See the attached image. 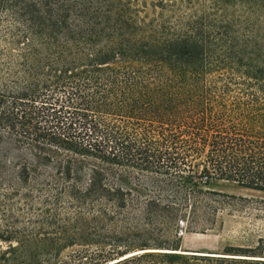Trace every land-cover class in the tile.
I'll return each mask as SVG.
<instances>
[{"label": "trees", "instance_id": "1", "mask_svg": "<svg viewBox=\"0 0 264 264\" xmlns=\"http://www.w3.org/2000/svg\"><path fill=\"white\" fill-rule=\"evenodd\" d=\"M0 137L20 153L13 173L29 211L0 234V264H264L257 248L177 252L187 208L203 203L210 221L218 196L264 203L203 189L264 192V0H0ZM75 158L98 164L85 186L73 182ZM99 165L173 177L185 193L133 207ZM143 214L170 238L130 240ZM74 245L96 248L59 259Z\"/></svg>", "mask_w": 264, "mask_h": 264}, {"label": "rangeland", "instance_id": "2", "mask_svg": "<svg viewBox=\"0 0 264 264\" xmlns=\"http://www.w3.org/2000/svg\"><path fill=\"white\" fill-rule=\"evenodd\" d=\"M19 155L20 153L15 149V145L11 141H6L5 137H0V170L7 171L5 177L0 176V234L2 235H7L12 230V227L18 228L20 223H25L27 219L26 212H29L25 209L20 211L23 207L20 204L21 190L17 189L13 173L16 163L21 162L18 159ZM93 165L98 164L91 159L75 158L72 164L73 182L85 186L88 181L89 167ZM99 166L102 168L109 183L115 187L122 188L124 191H130L128 197L131 204L134 205L133 207H135V203L152 195L153 192L163 195L162 199L166 197L174 199L173 201L180 200L185 193L184 188L173 177L146 175L117 165ZM197 169H200L199 165L194 168L195 171ZM196 181L198 182V180ZM213 185H217L220 190L231 189L238 193H243L242 195H230L247 197L251 200H264V192L262 191L246 189L237 184L219 180H210L208 187H203V189L212 190L211 187ZM216 198L223 202L220 205V211L217 216L215 218L212 216L210 221H205L204 218L200 217L199 212L203 209V203H198L201 209L195 215L189 216L190 213L187 208L182 218L187 220L186 222L192 226L194 232L183 231L187 224L183 220L178 221L177 230L181 238L180 250H200L205 247H212V252H222L225 246L231 245L233 247H249L254 250L257 248L258 251L264 252V203L238 201L237 199L223 198L221 196ZM34 204H32L31 208L33 209L30 211L41 213L42 204ZM146 208L144 206L142 210L144 211ZM143 217H147V215L143 214V216L139 217L137 227H129V232L134 233V235L128 237L130 240L137 243L139 241L151 243V241H156L159 238H170L171 231L162 226L145 225L142 222ZM203 227H210L212 230L208 229L205 232H201ZM119 231L123 233V237L128 233L124 230ZM206 233L216 235V237L205 236L204 234ZM12 243L14 244L15 242L13 241ZM7 245L8 243L0 238V251L4 250ZM95 248L94 246L80 245L63 248L60 250L59 259L65 260L66 257L80 250H94ZM50 253L41 254V256L46 255V257L42 256V259H46L47 262L53 261L51 257H48Z\"/></svg>", "mask_w": 264, "mask_h": 264}, {"label": "crops", "instance_id": "3", "mask_svg": "<svg viewBox=\"0 0 264 264\" xmlns=\"http://www.w3.org/2000/svg\"><path fill=\"white\" fill-rule=\"evenodd\" d=\"M223 182H226V181H223ZM230 183H233V182H230ZM235 184V183H234ZM212 190H216V191H219V192H224V193H226V194H239V195H242L243 193H238L237 191H235V190H231V189H225V190H220V188L217 186V185H213L212 187ZM247 189V188H246ZM205 236H207V235H209V236H214V237H216V235H212V234H210V233H206V234H204ZM216 245V244H215ZM214 245V246H215ZM198 251H201V252H212L213 250H212V247H210V248H207V247H205V248H203V249H200V250H198Z\"/></svg>", "mask_w": 264, "mask_h": 264}, {"label": "bare ground", "instance_id": "4", "mask_svg": "<svg viewBox=\"0 0 264 264\" xmlns=\"http://www.w3.org/2000/svg\"><path fill=\"white\" fill-rule=\"evenodd\" d=\"M141 251H143V250H138V251H136V252H134V253H137V252H141ZM177 252H179V253H184V254H188V253H191V254H195V255H209V253H206V252H191V251H184V250H179V251H177ZM226 256V255H225Z\"/></svg>", "mask_w": 264, "mask_h": 264}]
</instances>
